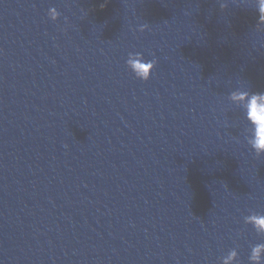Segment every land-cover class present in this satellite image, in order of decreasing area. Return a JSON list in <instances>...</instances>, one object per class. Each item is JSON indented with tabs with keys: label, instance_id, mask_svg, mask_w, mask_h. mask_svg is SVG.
<instances>
[{
	"label": "water",
	"instance_id": "1",
	"mask_svg": "<svg viewBox=\"0 0 264 264\" xmlns=\"http://www.w3.org/2000/svg\"><path fill=\"white\" fill-rule=\"evenodd\" d=\"M258 243L65 0H0V264H249Z\"/></svg>",
	"mask_w": 264,
	"mask_h": 264
},
{
	"label": "clouds",
	"instance_id": "2",
	"mask_svg": "<svg viewBox=\"0 0 264 264\" xmlns=\"http://www.w3.org/2000/svg\"><path fill=\"white\" fill-rule=\"evenodd\" d=\"M257 10L260 20L264 21V0H257ZM57 17L58 13L53 8L49 18L54 22ZM126 64L136 79L147 82L156 61H146L140 53H129ZM231 99L233 103L242 108L244 117L251 128V147L258 155L264 153V93L238 92L233 93ZM244 220L258 236L264 237V214L253 213L246 216ZM237 257V251L232 249L222 258V264H236ZM248 260L249 264H264V243H258L251 247Z\"/></svg>",
	"mask_w": 264,
	"mask_h": 264
}]
</instances>
